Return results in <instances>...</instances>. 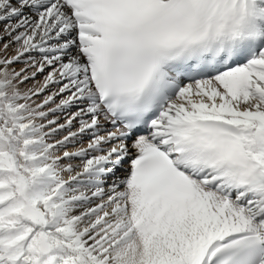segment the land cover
Listing matches in <instances>:
<instances>
[{"label": "snow or ice", "instance_id": "1", "mask_svg": "<svg viewBox=\"0 0 264 264\" xmlns=\"http://www.w3.org/2000/svg\"><path fill=\"white\" fill-rule=\"evenodd\" d=\"M0 264H264V0H0Z\"/></svg>", "mask_w": 264, "mask_h": 264}, {"label": "rangeland", "instance_id": "2", "mask_svg": "<svg viewBox=\"0 0 264 264\" xmlns=\"http://www.w3.org/2000/svg\"><path fill=\"white\" fill-rule=\"evenodd\" d=\"M15 67H18V70H19V68H21V67H23V64H17V65H15ZM36 80L37 81H39V80H42V76H37L36 77ZM35 83V81H28V82H26V85H25V87H30V86H32L33 84Z\"/></svg>", "mask_w": 264, "mask_h": 264}, {"label": "bare ground", "instance_id": "3", "mask_svg": "<svg viewBox=\"0 0 264 264\" xmlns=\"http://www.w3.org/2000/svg\"><path fill=\"white\" fill-rule=\"evenodd\" d=\"M17 68V70H18V67H16Z\"/></svg>", "mask_w": 264, "mask_h": 264}]
</instances>
